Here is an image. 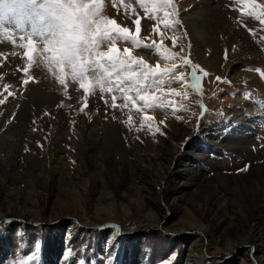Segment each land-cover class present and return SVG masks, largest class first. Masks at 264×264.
I'll return each instance as SVG.
<instances>
[{
    "label": "rangeland",
    "instance_id": "obj_1",
    "mask_svg": "<svg viewBox=\"0 0 264 264\" xmlns=\"http://www.w3.org/2000/svg\"><path fill=\"white\" fill-rule=\"evenodd\" d=\"M42 2L0 0V99L7 97L0 105V188L19 189L16 207L19 212L30 211L0 218V264H125L121 242L130 238L146 243L149 264H190L192 254L202 256V264H258L250 243L227 251L224 245L217 248L220 242L200 227L184 232L172 227L182 226L179 222L197 207L208 206L217 189L224 187L229 206L226 209L220 201V216L233 211L239 215L244 203L254 201L256 192H264V23L256 16L264 11V0H174L181 24L175 33L160 27L172 57L167 66L174 61L176 75L182 72L184 80L147 88L172 105L147 110L153 117L154 135L136 130L142 113L131 105L111 106L113 95L117 104L124 103L114 81L112 93L97 88L87 99L79 81L70 76L65 88L58 82L60 73L43 59L49 54L43 52L38 37L39 54L29 61L20 46L24 34L20 30L47 26ZM152 2L100 0L98 16L114 19L133 33L139 17L142 42H160L152 28L164 19L163 10L153 11ZM250 9L252 16L247 14ZM214 12L219 15L215 19L210 14ZM188 15L208 23L220 18L229 22L231 31L209 25L204 28L209 40L195 43L185 21ZM245 38L257 45L260 56L244 57L249 51L238 44ZM117 46L121 53L127 47L148 65L166 66L153 49L136 48L130 41H117ZM237 54L244 58L231 61ZM184 57L199 66L200 91L191 86L192 64H184ZM26 66L27 74L22 71ZM24 79H29L27 85L22 84ZM8 91L15 95L9 96ZM185 125L188 134L183 139L175 131ZM159 166L165 171L170 166L161 186L151 172ZM227 182L233 190L224 186ZM145 191L153 197L158 193V223L154 215L147 220L157 207L148 206ZM1 193L0 213L9 200ZM27 193L29 198L22 197ZM228 225L226 221L221 227ZM139 249H133L134 263L141 255Z\"/></svg>",
    "mask_w": 264,
    "mask_h": 264
},
{
    "label": "snow or ice",
    "instance_id": "obj_2",
    "mask_svg": "<svg viewBox=\"0 0 264 264\" xmlns=\"http://www.w3.org/2000/svg\"><path fill=\"white\" fill-rule=\"evenodd\" d=\"M42 9L48 20L46 27L40 30L36 28L31 30L21 28L20 30L24 33L20 36V46L26 49L24 55L29 61H32L34 53L39 54L36 39L38 37L43 46V52L49 54L43 59L60 73L57 79L59 84L65 88H67L66 77L70 76L73 81H79V87L84 90L85 99H87V94L97 88L103 93H112L114 81L115 87L123 96L124 103L117 104V97L113 95L111 106L127 108L131 105L136 112L142 113L140 126L136 130H146L154 135L155 133L152 132L153 117L148 115L147 110L163 109L172 107V105L171 102L165 104L162 97H158L154 92H149L147 88L155 86L159 89L166 81L184 80L182 72L176 75L178 66L174 61L171 62L170 67L167 66V62L172 61V57L169 56V50L163 44L164 33L160 27L162 24L164 30L175 33L177 26L181 24L178 18L179 10L174 0H153L152 10H163L164 19L162 21L158 19L152 28L153 33L160 36V42L153 39L148 43L142 42L139 37L141 32L139 17L134 20L136 32L133 33L114 19L99 17L100 0H43ZM247 14L252 16L255 13L250 9ZM256 16L264 23V19H262L264 11ZM172 39L175 46L177 38L173 36ZM117 41H130L136 48L153 49L166 62V66L160 69L159 64L155 67L148 65L143 59L132 56L127 47L121 53ZM105 45L107 48L103 50ZM182 59L184 64H192L187 57ZM198 67V65L192 64L190 75L192 88L200 91L199 85L202 76L197 73ZM18 70L21 69L18 68ZM22 71L27 74L29 68L26 66ZM200 72L207 75L203 69H200ZM29 79L34 78L30 77ZM29 79L22 80V84L27 85ZM216 79L219 81L221 77H216ZM121 85L123 86L121 87ZM8 88V84L3 86L4 91H7ZM170 91L172 94L178 95L175 89ZM132 92H135V97L129 94ZM8 95L14 96L15 93L8 91ZM6 100L7 97L0 99V105H3ZM105 102L107 103V101ZM86 106L85 103L84 107ZM201 106L203 107V105ZM83 110L82 107L81 111ZM172 110L176 111L175 108ZM113 118L115 119V117ZM128 121L131 126V116L128 117ZM159 131L160 129L157 127L156 132ZM115 234L119 235V232Z\"/></svg>",
    "mask_w": 264,
    "mask_h": 264
},
{
    "label": "bare ground",
    "instance_id": "obj_3",
    "mask_svg": "<svg viewBox=\"0 0 264 264\" xmlns=\"http://www.w3.org/2000/svg\"><path fill=\"white\" fill-rule=\"evenodd\" d=\"M184 7V6H183ZM212 14V17L215 19L216 16H219L217 13H210ZM217 19V18H216ZM185 21L187 23V28L188 31L191 34V39L198 44H205L207 40H209V31L204 30L205 27H208L209 25L215 26L216 28H219L223 30V28H228L229 31H231V27H229V22H225L222 19H218L214 23H208L206 20H202V17L198 15H188L185 18ZM220 34V33H219ZM230 37H232V34H229ZM242 51L248 52L249 51V56H244V57H258L261 55V52L257 45H255L249 38L243 39L239 44H238ZM234 56V55H232ZM243 55H236L232 57V60H236L238 58H244ZM232 63V62H231ZM210 68H212L210 66ZM230 68L229 65L225 67V72L228 71ZM239 78V77H238ZM186 85V84H184ZM190 84L186 86V90L189 91ZM179 127V126H178ZM177 128V127H176ZM186 128H188V125L182 126L176 129L175 134L178 136H182L183 139L187 137L186 135L188 134L186 131ZM172 138V137H171ZM171 147V146H170ZM175 150V149H174ZM154 151L156 152V155H158V150L155 148ZM177 154H174V156L177 157ZM154 158V157H153ZM157 158V157H156ZM175 158V157H174ZM161 160V159H160ZM155 163V162H154ZM156 165V163H155ZM170 170V166H168V170H164L162 166H159L155 169H153L151 172L154 175V178L156 179V185L161 186L163 184V181L165 177L168 175V171ZM179 173V172H177ZM187 174V173H186ZM21 179V178H20ZM24 181V180H23ZM10 182V181H9ZM13 182V181H12ZM112 182H114V187H116L117 182L114 179ZM225 183L224 186L228 185ZM258 187V186H257ZM8 188V187H7ZM6 187H1L0 188V193L3 195H7L8 201H4L6 204V209L5 212L0 213V218L6 215H17V216H22L26 215L27 213H30V211L26 212V210L19 212L18 207H16V201L15 199L20 197L19 189H10L6 191ZM178 188V187H177ZM175 188V190L177 189ZM215 189V188H214ZM223 189H217L215 192V196L211 201H208L204 207H197V211L193 213H188L186 216L183 217L181 220V223L179 222L178 226L180 227H172L176 232L182 231L184 232L186 229H191L192 227H200V229L204 230L210 237L215 236L216 238V243L219 241L220 244H216L217 248L220 247V245H224L223 249L230 251L234 250L237 246L244 244V243H250L254 249H255V254L257 256V262L258 264H264V209L260 205V200L261 198H264V192L259 191L256 192V196L254 201H251L250 203H244L239 215L236 214V212H232L229 216L224 215L220 216V201L223 204V202L226 201L227 197L226 195L223 194ZM230 189V187H229ZM237 188H234V190ZM261 189V188H260ZM233 190V187L230 189ZM227 191V190H226ZM148 192V191H147ZM146 191L144 193H147ZM233 193L231 192V197H233ZM25 194V193H24ZM158 194V193H157ZM157 194L153 197L150 195V192L147 193V204L148 206H154L157 207V210L152 212L151 214H148L147 220L150 219V217L155 216L156 222H160L161 218L157 216L159 212H161L160 203ZM30 193H27L26 195H22V197L29 198ZM4 198V197H3ZM153 198V199H152ZM149 199V200H148ZM229 199V198H228ZM149 201V202H148ZM223 201V202H222ZM264 201V200H263ZM14 202V203H13ZM246 202V201H245ZM226 204V202H225ZM264 204V203H262ZM147 206V205H146ZM228 209V205L226 204ZM140 207V206H139ZM218 207V209L216 208ZM23 210V208H21ZM26 213V214H25ZM64 215V214H63ZM62 216H59L63 218ZM154 215V216H153ZM18 218V217H17ZM25 218V217H24ZM229 223L227 228H224L223 226L221 227V224ZM133 243V242H132ZM251 247V246H250ZM250 251V249H249ZM219 254V252H217ZM190 259L192 263L190 264H202L203 257L202 256H197L196 254L190 255ZM136 260V259H135ZM135 264V263H134ZM225 264V263H224Z\"/></svg>",
    "mask_w": 264,
    "mask_h": 264
}]
</instances>
